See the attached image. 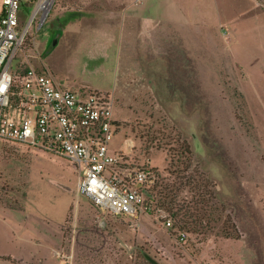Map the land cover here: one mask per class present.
<instances>
[{
	"label": "rangeland",
	"instance_id": "obj_1",
	"mask_svg": "<svg viewBox=\"0 0 264 264\" xmlns=\"http://www.w3.org/2000/svg\"><path fill=\"white\" fill-rule=\"evenodd\" d=\"M37 1L21 2L20 20L33 19L11 69L32 65L72 89L112 93L120 126L110 150H124L129 167L150 165L154 199L174 196L178 212L101 211L66 159L0 139V259L151 264L145 251L161 264H264V38L240 27L249 8L248 18L264 16L262 1L52 0L33 16ZM174 2L199 22L200 41L192 27L173 29L184 67L170 49L168 72L152 67L149 87L142 19L171 15ZM56 11L71 21L65 34Z\"/></svg>",
	"mask_w": 264,
	"mask_h": 264
},
{
	"label": "built area",
	"instance_id": "obj_2",
	"mask_svg": "<svg viewBox=\"0 0 264 264\" xmlns=\"http://www.w3.org/2000/svg\"><path fill=\"white\" fill-rule=\"evenodd\" d=\"M21 2L1 0L0 139L66 159L79 172V191L101 211L134 217L147 210L145 197L155 184V171L150 165H125V151L109 147L120 126L114 95L59 85L49 70L32 65L11 69L33 19L20 20ZM160 224L172 227L171 216L164 214ZM186 237L185 231L178 233L180 241Z\"/></svg>",
	"mask_w": 264,
	"mask_h": 264
},
{
	"label": "crops",
	"instance_id": "obj_3",
	"mask_svg": "<svg viewBox=\"0 0 264 264\" xmlns=\"http://www.w3.org/2000/svg\"><path fill=\"white\" fill-rule=\"evenodd\" d=\"M189 2V1H188ZM191 2V1H190ZM189 2V3H190ZM167 6L165 5V8L167 10ZM171 6V5H170ZM148 7H152L151 5H147ZM184 7V6H183ZM172 8L174 9L171 13L166 12H160V14H155L151 13L149 10H147L148 13H151L147 16V19L143 18L142 22H145L147 20V85L150 87V76L148 73H150L151 70H153L152 67L155 69H160V70H166L168 72V65L170 64L168 59L169 57L173 54L169 52V50H175L176 53V60L173 62V64L176 66V68L182 70L184 67L183 59H182V52H183V39L178 38L177 34H173L172 30L175 29V32H178L179 29H182L183 26H187L188 28L192 27L196 24H199V22L194 21L189 18H185L183 16L182 11L178 10V4L174 2L172 4ZM253 8H249L246 11L245 18L244 16L241 17V22H240V27L242 30H244L247 34L252 33L250 36H256L259 39L264 38V16L262 15L263 13H255V18L253 19L252 16L249 17V12ZM90 12H86L81 14V18H88ZM181 14V15H179ZM63 16L60 15L56 11V15L54 16L55 19L59 21L62 27V33L65 34L67 33L68 30V24L71 23V21L65 22ZM62 18V19H61ZM217 25H219L220 22V16L216 18ZM253 19V20H252ZM216 23V22H215ZM214 24V23H213ZM67 28V29H66ZM217 28V26H216ZM65 31V32H64ZM172 34H171V33ZM197 37V43H199V32H195L193 28V34ZM253 39L254 37H250ZM256 38V39H257ZM161 46H163L161 48ZM164 48V50H163ZM119 49V46L117 47ZM162 51V52H161ZM165 51V52H163ZM180 52L181 54H179ZM196 66L198 68V62L196 63ZM159 67V68H158ZM154 69V70H155ZM56 82L59 85L67 86L72 88V86H69L66 82L60 83L56 80ZM76 87V86H75ZM83 86H77V89H84L82 88ZM11 211H17L18 209H11ZM13 215V214H12ZM13 218V216H11ZM13 219H11L12 221ZM18 226V224H16ZM54 235V234H53ZM57 244V242L55 243ZM54 247V246H53ZM51 256H53L51 254ZM54 257V256H53ZM39 257L33 255L31 259H15V258H7V259H0L1 264H58V259H38Z\"/></svg>",
	"mask_w": 264,
	"mask_h": 264
},
{
	"label": "trees",
	"instance_id": "obj_4",
	"mask_svg": "<svg viewBox=\"0 0 264 264\" xmlns=\"http://www.w3.org/2000/svg\"><path fill=\"white\" fill-rule=\"evenodd\" d=\"M155 186L156 185H153L148 191L149 194L147 193L148 194L147 212L152 213L153 210L162 209L167 211L174 218H176L178 211H174L177 208V206L174 205V201H175L174 196L173 197L171 196L169 197V199H167L168 198L167 196L162 195L157 200H155L153 194L155 192Z\"/></svg>",
	"mask_w": 264,
	"mask_h": 264
},
{
	"label": "bare ground",
	"instance_id": "obj_5",
	"mask_svg": "<svg viewBox=\"0 0 264 264\" xmlns=\"http://www.w3.org/2000/svg\"><path fill=\"white\" fill-rule=\"evenodd\" d=\"M52 0H38L37 1V5L36 8L34 10L33 16L35 15L36 12H38V10L42 9V10H47L48 6L50 5Z\"/></svg>",
	"mask_w": 264,
	"mask_h": 264
},
{
	"label": "water",
	"instance_id": "obj_6",
	"mask_svg": "<svg viewBox=\"0 0 264 264\" xmlns=\"http://www.w3.org/2000/svg\"><path fill=\"white\" fill-rule=\"evenodd\" d=\"M143 255L151 264H161L157 259L151 256L149 253L143 251Z\"/></svg>",
	"mask_w": 264,
	"mask_h": 264
}]
</instances>
